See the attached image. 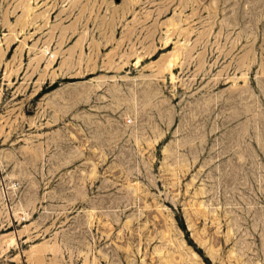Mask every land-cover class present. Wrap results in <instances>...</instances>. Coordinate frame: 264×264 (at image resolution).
Here are the masks:
<instances>
[{"label":"rangeland","instance_id":"obj_1","mask_svg":"<svg viewBox=\"0 0 264 264\" xmlns=\"http://www.w3.org/2000/svg\"><path fill=\"white\" fill-rule=\"evenodd\" d=\"M0 264H264V0H0Z\"/></svg>","mask_w":264,"mask_h":264},{"label":"bare ground","instance_id":"obj_2","mask_svg":"<svg viewBox=\"0 0 264 264\" xmlns=\"http://www.w3.org/2000/svg\"><path fill=\"white\" fill-rule=\"evenodd\" d=\"M41 52H42L43 55H45L46 53L50 54L51 51H49V46H48V45H45V46L43 45V46H42V49H41ZM57 52H58L57 50L52 51V53L50 54V58H52V59L49 60V61H47V66H51V65H52L54 59L56 58ZM174 57H175V56H173V58H174ZM176 57H177V56H176ZM170 59H171V58H170ZM170 59H169V61L167 62V68H168V67L170 68L171 65H172V66L174 65V64H173V62H174L173 60H174L175 58H174V59H171V60H170ZM11 241H12V240H11ZM12 242H13V241H12Z\"/></svg>","mask_w":264,"mask_h":264}]
</instances>
